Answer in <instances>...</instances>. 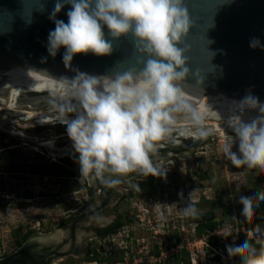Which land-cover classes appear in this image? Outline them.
Segmentation results:
<instances>
[{"label": "clouds", "instance_id": "obj_1", "mask_svg": "<svg viewBox=\"0 0 264 264\" xmlns=\"http://www.w3.org/2000/svg\"><path fill=\"white\" fill-rule=\"evenodd\" d=\"M233 0H54L48 19L46 51L74 72L47 89L45 122L66 126L78 154L80 180L114 187L128 173L164 176L158 149L180 138L205 140L216 132L209 119H220L231 131L219 151L235 168L264 171V101L250 91L229 102L228 115L202 108L198 97L219 72L213 63L217 50L209 32L218 11ZM21 18L30 23L34 10L44 11L41 0H21ZM67 22L57 14L65 6ZM3 15L8 17V10ZM248 47L264 51V41L250 36ZM121 59L105 74L72 67L76 54ZM46 59V58H44ZM235 145V150H233ZM131 187L140 191L138 184ZM183 199V193L179 194ZM264 202V190L251 188L239 195L241 215L250 219ZM195 191L181 209L184 217L199 218ZM99 223L103 217H93ZM225 238L233 232L217 233ZM254 237L256 239L253 242ZM51 238V237H49ZM255 244H259L257 248ZM241 264H264V225L256 224L244 239L226 245Z\"/></svg>", "mask_w": 264, "mask_h": 264}, {"label": "rangeland", "instance_id": "obj_2", "mask_svg": "<svg viewBox=\"0 0 264 264\" xmlns=\"http://www.w3.org/2000/svg\"><path fill=\"white\" fill-rule=\"evenodd\" d=\"M0 97L4 98V95ZM22 97L20 108L29 110ZM35 101V107H48L47 96L37 97ZM13 122L0 127V258L15 251L27 231H31V235L33 232L77 228L79 239H83L80 247L83 251L68 254L51 264H98L91 259L95 256L94 251L100 257L114 245L125 248L131 243L143 256L136 264H168L167 260L177 254V264H185V254L179 251L181 246L184 250L189 246L190 251H186L193 264H241L236 256L229 257L226 251V245L234 246L240 239L232 240L234 233L224 237L226 242H220L218 246L209 242L206 245L203 236L188 239L192 238V227L197 221L215 220L217 224L224 221L229 225L244 221L239 195L246 194L251 188L264 190V171L244 166L235 168L219 151V145L231 132L222 137L210 136L196 146L187 159L173 157L165 166L164 176L133 175L121 178L114 187L103 185L109 195L107 198L87 180H80L77 159L68 154L55 155L44 145L70 144L72 147L65 125L21 117ZM22 135L31 140H24ZM182 141L192 142L189 138ZM132 184H138L140 191L134 190ZM193 190L198 200L196 207L202 213L199 218L181 214L188 193ZM180 193H183V199ZM103 203L92 217L88 216ZM261 210L262 213L254 210L250 219L256 222L264 216V202H261ZM96 216L103 219L97 223L93 219ZM115 220H121L124 225L110 234L105 230ZM166 232L169 233L166 248L174 251H169L172 255L165 260H155L158 238H165ZM84 233L87 234L85 238ZM255 246L259 248V244ZM147 249L149 253H146ZM145 255L154 259L145 260Z\"/></svg>", "mask_w": 264, "mask_h": 264}, {"label": "water", "instance_id": "obj_3", "mask_svg": "<svg viewBox=\"0 0 264 264\" xmlns=\"http://www.w3.org/2000/svg\"><path fill=\"white\" fill-rule=\"evenodd\" d=\"M41 2L45 4V10H34L30 23H26L20 15L21 0H0V15L5 14V9L8 10V17L0 16V64H18L57 76L71 77L74 72L66 68L61 60L63 49L55 58L46 51L48 32L54 28V23L48 19L54 0ZM68 7L66 5L57 14L58 19L67 22L65 12ZM253 35L264 41V0H233L218 11L215 28L209 32V37L214 41L211 47L217 50L213 63L219 66V72L210 78L204 94L221 92L240 99L250 91L260 101H264V51L248 47L249 37ZM120 59L119 49L110 56L102 57L78 53L73 58L72 67L91 74H105ZM103 206L104 203L96 206L90 213ZM29 236L15 251L0 258L5 259L2 264H47L51 260L50 255L55 252L47 248L33 250L26 258L23 247ZM60 254L65 257L71 253L65 255L63 251Z\"/></svg>", "mask_w": 264, "mask_h": 264}, {"label": "bare ground", "instance_id": "obj_4", "mask_svg": "<svg viewBox=\"0 0 264 264\" xmlns=\"http://www.w3.org/2000/svg\"><path fill=\"white\" fill-rule=\"evenodd\" d=\"M62 76L64 75L57 76L43 71L27 68L18 64H0V95H4V98L0 97V113L3 112L0 115V127H2L7 122L15 121L16 118L18 119L20 117L22 119H39L45 124L49 123L45 122L44 120L49 115L47 111L48 107L38 108L33 105V102H36L35 99L37 97L48 96L47 89L50 86L54 87L57 82L56 78ZM25 91L28 92L23 95ZM20 97H22L23 102L28 103V106L30 107L29 110H23L20 108L22 103L20 101ZM198 99L201 107L206 109L209 113L215 112L217 116L221 114L225 117L228 115L229 102L232 100H239L238 98L228 96L221 92L203 94L201 97H198ZM9 117H11V120ZM208 123L210 125H215L216 127V132L213 135L222 137L227 132H231L230 130L223 127L220 119H209ZM22 137L24 140H31L29 137L24 135H22ZM182 139L184 138L182 137ZM182 139L180 140L179 144L165 143L164 147L158 149V157L160 158V162L166 164L165 166L172 162L173 157H177L182 160L189 158L194 148L204 141L193 140L191 137H189L192 142L185 143L182 141ZM44 145L48 147L47 149L50 150L51 153L55 152V155L68 154L73 156L75 159L78 157V155L75 154L74 149H72L73 147L69 146L70 144L66 145L64 148L57 147L56 149H54L55 147L49 143ZM133 175L137 174L128 173L121 178ZM89 184L94 188L100 189L102 192L105 191L104 193L106 194V197H109L107 194L108 192L106 191L103 184L99 183L98 181ZM91 214L92 213H88V216L91 217ZM79 233L80 232L77 228H74L72 231L56 229L46 233L33 232L29 236L26 245H24L23 251H25L27 258L32 254L33 250H44V248H47L49 251L55 252L53 255H50L51 260L47 263L51 264L52 262L64 257L60 254L63 251L65 252V255L67 253L80 254L83 251V249H80V247L83 246V239H79ZM61 238L64 239L61 240ZM4 260L5 259H1L0 264H2Z\"/></svg>", "mask_w": 264, "mask_h": 264}, {"label": "built area", "instance_id": "obj_5", "mask_svg": "<svg viewBox=\"0 0 264 264\" xmlns=\"http://www.w3.org/2000/svg\"><path fill=\"white\" fill-rule=\"evenodd\" d=\"M255 211H259V213H262L261 204L259 205L258 208L255 209ZM197 223H198V221L192 227V234H191L192 235V238H188V239H193V237L196 236V226H197ZM256 224L264 225L262 223H252L251 222V219H245L244 221L239 222V223H230V225L228 223L222 221V222H219L213 229L208 230L206 232V234L203 235V240L206 243V245H208L207 244L208 243L207 237L212 235V236H214L216 238V242H217V244L214 245V246H218V243H220V242L225 243L226 242L225 238L222 237L221 235L217 234V233L218 232L219 233H222L225 230V228H228V227H231L233 233L235 234L234 235V238H232V240H235V239H238V238H241V237H242V239H244V238L247 237L248 233L252 231L253 226L256 225ZM168 235H169V233L166 232L165 238H161V239H160V237L158 238L159 239L158 240V244H159V246H158V254H156L157 257H154L155 260H157V259L159 261H161V259H164L165 260L166 257H169V256L172 255V254L169 253V251H171V250L174 251V249L173 248H168V249L166 248L168 246L166 244V238L168 237ZM154 237L157 238V236H154ZM256 239H261V238L254 237L253 241H250V242H254ZM163 242H164V247H162V243ZM130 245H131V246H129L130 247V252H126L124 262H122V263H115V264H136V261L137 260L142 261V257L143 256L141 255V253H142L141 250L140 251H137L136 246L132 245V243ZM118 246H120V245H118ZM120 247L121 248H124L123 246H120ZM188 247L189 246H186V250L188 249ZM111 248L107 252H109L111 250ZM163 248L166 250V252L163 250ZM182 249H185V248L183 246H181L179 251H181ZM215 250L216 249H214V251ZM188 251H190V250L188 249ZM107 252L105 251L104 253H107ZM129 253H131V255H129ZM146 253H149V249H147V252ZM129 258H131V261H128ZM154 258H153V256L145 255V260L146 259H152L153 260ZM191 261H192V264H193L194 261L193 260H191ZM219 263L220 262H218L217 264H219Z\"/></svg>", "mask_w": 264, "mask_h": 264}, {"label": "trees", "instance_id": "obj_6", "mask_svg": "<svg viewBox=\"0 0 264 264\" xmlns=\"http://www.w3.org/2000/svg\"><path fill=\"white\" fill-rule=\"evenodd\" d=\"M38 172H43L46 170H37ZM252 223H262L264 224V216L260 218L258 221L251 220ZM124 224L121 220H115L107 230L110 234H113L118 231ZM217 225L215 220H209V221H199L196 226V235L201 237L206 234L208 230L213 229ZM31 231H27L21 238V241L18 242V246L27 238V236L30 234ZM104 234V233H103ZM102 234V235H103ZM14 235H16V232H14ZM104 236V235H103ZM242 239V237L240 238ZM207 240L210 244L216 245V238L214 236H208ZM260 247V245H259ZM130 247L121 248L120 246H113L111 250L107 253H102V256L98 257V254L94 251L95 256L92 259V261H97L98 264H115V263H122L125 260V254L126 252H130L128 250ZM183 253L185 254V264H190L191 260L189 259V253L182 249ZM155 254H158V250L155 251ZM131 255V253H129ZM179 254L172 257V259L167 260L168 264H177L179 261ZM215 259H218L217 257ZM128 261H131V258L128 259Z\"/></svg>", "mask_w": 264, "mask_h": 264}, {"label": "flooded vegetation", "instance_id": "obj_7", "mask_svg": "<svg viewBox=\"0 0 264 264\" xmlns=\"http://www.w3.org/2000/svg\"><path fill=\"white\" fill-rule=\"evenodd\" d=\"M10 123H15V122H7V123H5L4 125H6V124H10ZM4 125H3V126H4ZM53 146L55 147L54 149L57 148V146H55V145H53ZM65 146H66V145H64V146H60V147H58V148H64ZM54 149H52V150H54ZM49 151H50V150H49ZM54 153H55V152H54ZM56 155H57V154H56ZM62 155H66V154H60L59 156H62ZM129 177H130V176H129ZM125 178H126V177H125ZM120 179H121V178H120ZM123 179H124V178H123ZM98 190H99V192H102L100 189H98ZM97 206H98V205H97ZM95 208H96V207H95ZM95 208H94V209H95ZM98 210H100V209H98ZM98 210H97V211H98ZM97 211H95V212H97ZM91 217H92V216H91ZM83 235H84V237L86 236L85 233H84ZM84 237H83V238H84Z\"/></svg>", "mask_w": 264, "mask_h": 264}]
</instances>
